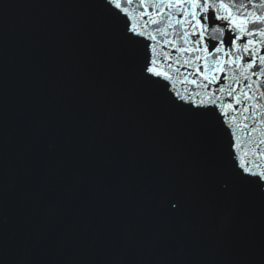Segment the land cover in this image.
<instances>
[{"label":"water","instance_id":"95a60500","mask_svg":"<svg viewBox=\"0 0 264 264\" xmlns=\"http://www.w3.org/2000/svg\"><path fill=\"white\" fill-rule=\"evenodd\" d=\"M261 21L264 0H141L145 264H264Z\"/></svg>","mask_w":264,"mask_h":264},{"label":"snow or ice","instance_id":"6c2138e0","mask_svg":"<svg viewBox=\"0 0 264 264\" xmlns=\"http://www.w3.org/2000/svg\"><path fill=\"white\" fill-rule=\"evenodd\" d=\"M109 2H111V0H109ZM116 7H120V5L119 4H117L116 5ZM260 18L259 17H257V20H259ZM232 23L233 24H236L237 26H239V24H243V23H245V21H243V20H241V21H236L235 19L232 21ZM261 23H264V21H261ZM260 31H264V29H260ZM248 35H252L253 33L252 32H248L247 33ZM248 43H253L252 41H249ZM245 52H247L248 51V49H247V47H245ZM254 66H256L257 67V70L258 71H260V73L262 74V75H264V57H260V61H259V66H257V64H256V61L255 60H253V61H251L250 63H249V67L251 68V67H254ZM160 75H162V76H166L167 75V73H164V72H160L159 73ZM199 74V73H198ZM214 78V77H213ZM240 101H239V98H237V103H239ZM173 206H175V205H173Z\"/></svg>","mask_w":264,"mask_h":264},{"label":"clouds","instance_id":"9594fccd","mask_svg":"<svg viewBox=\"0 0 264 264\" xmlns=\"http://www.w3.org/2000/svg\"><path fill=\"white\" fill-rule=\"evenodd\" d=\"M241 2H242V0H241Z\"/></svg>","mask_w":264,"mask_h":264}]
</instances>
